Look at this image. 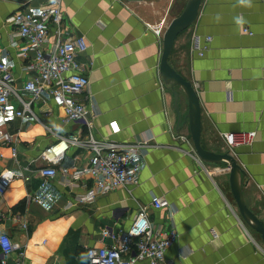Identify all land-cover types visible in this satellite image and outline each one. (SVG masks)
Instances as JSON below:
<instances>
[{
  "label": "crops",
  "instance_id": "0c3cea01",
  "mask_svg": "<svg viewBox=\"0 0 264 264\" xmlns=\"http://www.w3.org/2000/svg\"><path fill=\"white\" fill-rule=\"evenodd\" d=\"M43 1L0 0V58L18 86L31 73L25 69L28 59L18 54L23 40L18 28L6 19L19 9L37 13ZM178 1L63 0L70 27L89 43L79 60L90 79L86 102L98 115L90 125L84 120L63 125L61 133L92 132L119 142L142 143L140 183L84 202L78 195L91 184L86 175L72 184L58 175L46 186L35 173L29 180L16 178L0 194V233L20 243L25 254L19 263L18 251L10 252L9 264H87L88 246L113 241L102 231L127 229L140 205H149L156 195L164 196L169 205L150 209V219L157 226L172 221L179 232L166 252L174 264H264V242L238 211L229 167L204 163L206 171L184 152L189 145L177 138L178 133L190 136V132L187 124L177 130L174 96L159 77V63L163 33L186 2L172 16L170 10ZM244 26L253 34L244 32ZM207 37L210 48L199 55ZM54 41L51 32L50 45ZM169 61L198 83L206 148L228 150L223 131H256L251 144L232 153L247 173L242 184L245 201L264 222V0H203L194 24L178 36ZM11 104L12 112L0 117V127L19 135L18 154L14 158L11 145L0 144V171H18L29 163L39 169L48 163L40 153L54 138L42 123L14 114L22 108L15 97ZM180 105L186 113L182 94ZM34 109L39 114L59 113L47 93ZM43 118L57 125L54 117ZM113 120L121 127L118 133L111 132ZM89 156V150L72 147L58 165L83 167ZM29 193L39 199H30Z\"/></svg>",
  "mask_w": 264,
  "mask_h": 264
},
{
  "label": "built area",
  "instance_id": "2783aa9c",
  "mask_svg": "<svg viewBox=\"0 0 264 264\" xmlns=\"http://www.w3.org/2000/svg\"><path fill=\"white\" fill-rule=\"evenodd\" d=\"M6 22L18 28L23 39L17 46L18 54L28 59L25 69L31 76L18 86L11 68L0 58V117H8L11 114V99L15 97L22 104V108L15 109L14 114L23 121L42 123L54 140L41 151L40 157L48 163L39 169H34L31 163L18 171L11 168L2 169L0 194L4 193L16 178L29 180L33 173L40 176L42 186H46L58 175L69 184L73 183L72 180L76 181L86 175L91 179V184L83 194L78 195V199L84 202H93L99 195L120 187L138 185L142 164L140 158L145 154L142 143L119 142L98 137L92 132L84 135L77 132L61 133L63 125L83 120L90 125L98 115L95 107L86 102L90 79L86 65L79 60V55L86 52L89 43L84 34L76 33L70 27L63 0H44L37 13L19 9L9 15ZM162 24L163 21L157 26ZM243 31L253 34L247 26L243 27ZM51 32L55 35L53 45L49 43ZM210 39L207 37L206 43L199 48V55H204L209 50ZM194 86L197 88L198 83L195 82ZM23 92H28L29 96H24ZM46 93L59 109V113L48 110L39 114L35 111L34 103L42 100ZM43 117H54L57 125L52 126L44 122ZM110 128L112 133L121 130L116 120L110 121ZM221 135L233 151L240 145L251 144L256 137V131H223ZM18 136L17 133L13 134L0 127V144L11 145L14 158L18 154ZM177 138L189 145L184 152L195 157L201 167L208 171L195 153L191 137L178 133ZM72 147L89 150L87 165H58ZM28 197L39 199L38 194L29 193ZM168 205L169 202L164 196L156 195L149 205H140L127 229L114 231L105 228L102 235L111 237L113 241L106 245L88 246L87 264H174L166 257V252L179 236L175 224L171 221L168 226H157L149 217L150 209H160ZM22 227H27V219L22 220ZM0 248V264H9L7 256L14 250L18 251L19 263L25 254L22 245L6 233H0Z\"/></svg>",
  "mask_w": 264,
  "mask_h": 264
},
{
  "label": "water",
  "instance_id": "95a60500",
  "mask_svg": "<svg viewBox=\"0 0 264 264\" xmlns=\"http://www.w3.org/2000/svg\"><path fill=\"white\" fill-rule=\"evenodd\" d=\"M24 3L31 0H21ZM137 2L141 0H127ZM203 0H186L182 10L172 18L163 33L162 54L159 63V77L162 83L171 90L174 96V108L177 112V130L185 124L188 125L190 137L195 153L206 164L227 165L229 167V184L235 199L238 211L252 229H254L264 242V222L247 205L243 191V178L246 170L239 163L238 158L230 149L222 152L206 148L202 144V107L198 91L192 80L186 78L169 61L174 44L178 36L196 21ZM181 94L187 101V112L182 113L180 108Z\"/></svg>",
  "mask_w": 264,
  "mask_h": 264
},
{
  "label": "rangeland",
  "instance_id": "374dc122",
  "mask_svg": "<svg viewBox=\"0 0 264 264\" xmlns=\"http://www.w3.org/2000/svg\"><path fill=\"white\" fill-rule=\"evenodd\" d=\"M182 3H184V1L183 0H179L178 3L175 6L174 5L172 6V9L170 10L172 16L177 14L180 11V9L182 7ZM34 122L38 124V122H36V121H34Z\"/></svg>",
  "mask_w": 264,
  "mask_h": 264
},
{
  "label": "bare ground",
  "instance_id": "6f19581e",
  "mask_svg": "<svg viewBox=\"0 0 264 264\" xmlns=\"http://www.w3.org/2000/svg\"><path fill=\"white\" fill-rule=\"evenodd\" d=\"M153 6V5H152ZM150 7V6H149Z\"/></svg>",
  "mask_w": 264,
  "mask_h": 264
}]
</instances>
